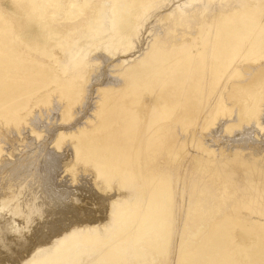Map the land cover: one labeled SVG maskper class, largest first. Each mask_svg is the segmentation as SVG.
I'll return each instance as SVG.
<instances>
[{
  "label": "bare ground",
  "instance_id": "obj_1",
  "mask_svg": "<svg viewBox=\"0 0 264 264\" xmlns=\"http://www.w3.org/2000/svg\"><path fill=\"white\" fill-rule=\"evenodd\" d=\"M167 1L14 0L24 11L16 18L1 6L0 118L24 121L32 103L56 93L78 101L76 81L85 69L102 64L111 70L95 77L99 87L89 117L57 136L73 137L75 158L91 163L98 190L84 196L82 206L60 209L64 215L49 231L33 228L35 241L20 246L14 264H153L171 249L176 264H264V150L237 145L213 159L197 134L233 105L238 122L260 111L264 0L182 1L199 4L187 7L200 15L197 22L178 2L159 17L169 20L160 31L144 28L139 47L142 19ZM23 21L28 31H20ZM191 22L200 34L191 36L201 41L196 53L184 30ZM145 90L150 94L142 99ZM213 100L211 117L201 124ZM192 121L202 129L182 134V125ZM196 140L208 155H196L174 249L169 239L177 183L171 171L180 147ZM15 222L1 216L0 229ZM4 246L0 257L9 251Z\"/></svg>",
  "mask_w": 264,
  "mask_h": 264
},
{
  "label": "rangeland",
  "instance_id": "obj_2",
  "mask_svg": "<svg viewBox=\"0 0 264 264\" xmlns=\"http://www.w3.org/2000/svg\"><path fill=\"white\" fill-rule=\"evenodd\" d=\"M182 1L186 2L187 0H171V3L170 1H167L164 6H160L161 8H158L159 6L156 5V7L151 10V12L153 13H151L148 9L149 14L147 15L151 16H149L148 19V16L146 15L145 17H147V20L145 19V22L143 21L144 19H142L140 28L144 24L143 30L140 32V34H138L140 37L135 36V40L137 41L139 38V42H137L139 44L142 43V41L146 38L145 36H147V33H144V30L146 28H148L149 30V27L153 26V28H155L157 31H160L162 27H164V25L169 22V20H167L166 18L162 19L165 22L162 23L163 21H160L159 17L167 13L169 9L171 10V8L174 7L173 5L176 6L178 2H180L181 4L184 3ZM198 5L199 4L196 2H193L192 4L184 3L182 5L183 9L188 10L186 12H190V14L192 15L190 16L192 22H197L200 18L198 12L193 13V11L191 10L193 6L197 7ZM1 6L3 7V11L8 16H12L14 18L24 16V11L22 9L18 8V10H16L14 0H0V8ZM170 6L172 7L168 8ZM212 9L214 8H210L211 12ZM141 15L142 13H140L139 16ZM192 22L189 24L190 27L187 26L186 28H184V30H187V35H190L187 37V41L192 44L191 49L192 51H194V53H196V44L201 46V41H199L200 38L198 41H193L191 38L192 34L193 36L200 35L196 28H191ZM24 23L26 22L23 21L20 31L25 32L28 31L31 26L30 24L28 25V23ZM153 24L157 25L154 27ZM159 25L161 26L158 30ZM155 29L153 31H155ZM188 32L192 33L190 34ZM139 44L137 45L140 47L141 44ZM108 67L109 66L106 67L105 65L103 66L102 64H100L91 66L92 69H85L88 71H85L86 75H84L81 80L78 79L76 81L78 82V85L77 87H75V89L77 88L76 92L78 95H76L75 98L76 100L79 99L78 101L71 102L69 101V99H66L64 97L60 98L58 96L60 94L56 93L54 95L52 94V96L48 95L47 97H43L41 101H38V103H32L30 112L26 115L24 121L19 122L16 120H7L4 117L0 118V218L2 216L4 219L8 220L11 217L16 221L13 226H10L8 228L7 231L6 229H0V243L5 245L3 247L5 251L9 250L7 251L8 253H6V256L3 255L2 257H0V264H14L13 259L17 256V250L20 248V246H22L24 242L32 243L33 241H35L30 235L31 231L34 230L33 228L37 226L39 228H42L44 232L45 230L49 231L50 226L57 223L53 222L54 218L63 217L64 214L61 213L62 211L60 209L65 208L68 210L73 208V205L75 204L76 206H82V198L84 196L87 198V195L90 196V194H94L98 190L95 185L94 188L92 186V182L95 183L97 180L95 178L96 174L95 172H93V170L95 169L92 168L91 163H83L84 160L82 162H78V158H75L76 154L74 153V142H72L74 141L72 140L73 137H70V135H62L63 138H58L57 136L60 131H74L76 126H78V123L85 121L84 119L89 117V114L92 113V107L95 105L94 101L97 99L95 98L96 89L99 87V81L97 80V78L95 79V77L103 71H108L110 73L111 70H109ZM231 80L237 79L232 78ZM262 93H264V88H262ZM149 94V90L143 91V94H141V96H143L142 99H146ZM131 96H134V94H131ZM57 100L59 101V103ZM262 100L263 101L260 103L259 107L261 109H259L260 111H258L257 113V115L259 114L258 118L257 115L256 117H249L248 115L242 114V119L238 122L236 120L238 107L233 105V108L219 112L218 118L213 120L215 122L209 123V126L207 128L202 129L201 126H198L197 123H194L195 121H192L191 123L182 125L187 129V131L181 130V133L187 134L194 128H196L197 132L199 131L198 129L200 127V130L202 129L201 131H199L201 132V134L199 132H197V134H199L201 138L203 137L201 140V142L204 144L203 149H205L206 147L211 149L212 152L209 156L213 159L221 157V153L223 150V153H225L227 152V148L231 147L233 149L234 146L237 145L253 146L255 147V149L263 151L264 96ZM62 102L67 105L69 103L72 107H70V105L67 107H62ZM214 103L215 102L213 100L208 110L203 114V117L201 118V124L204 121L207 122L210 119V108H212ZM85 111L87 113H85ZM60 113L62 116L60 115ZM83 113L85 115H83ZM69 115H71L70 119ZM61 120L62 122H60ZM76 120H78L79 122ZM61 124L62 126H60ZM64 125L66 126L64 127ZM71 125L73 126L72 128ZM66 127H68V129ZM56 131L58 132L55 133ZM197 137L198 136H196V139ZM61 138L64 140H62ZM57 139H59L61 143H59ZM244 139L245 141H248L245 142ZM196 142L197 140L194 142L190 141L187 142L184 146L180 147V149L182 150L181 155L179 159L176 160L173 170L171 171L172 180L176 181L177 183V190L175 195L176 202L173 209L175 223L173 222L174 224L172 226V233L174 232V235L171 233V239H169V245L170 247L172 246V248H174V244L178 242V238L181 237L179 236V231L182 230L184 224L182 226V220H180V218L181 215L183 217L185 207L191 199L190 193L192 189L189 188L188 182L189 178L191 177L190 175L192 174L196 165V155L202 154L205 157L208 155L207 153H203L201 151V146ZM99 180H101V183H105L104 181H102V179L99 178ZM104 185L106 188L107 184ZM110 185L111 187L113 185L117 186L116 182H113ZM111 187H109V189ZM106 189H108V187ZM3 202H5V204ZM13 205H15V208L11 207ZM19 207L21 211L18 210ZM11 211L13 213H11ZM15 211L22 213L19 214ZM97 216L99 217V214ZM101 220L102 218L99 219V221ZM21 221H23L24 224ZM189 224L191 226V222H189L187 225L189 226ZM4 250L2 249V251ZM175 255L176 253H173V249H171V251L168 253V256L162 254V256L158 257V259H156L153 264H176Z\"/></svg>",
  "mask_w": 264,
  "mask_h": 264
}]
</instances>
